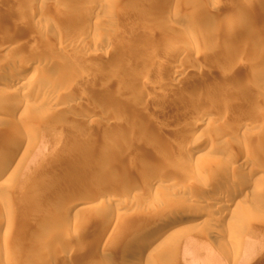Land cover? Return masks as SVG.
I'll list each match as a JSON object with an SVG mask.
<instances>
[{
	"label": "rangeland",
	"instance_id": "obj_1",
	"mask_svg": "<svg viewBox=\"0 0 264 264\" xmlns=\"http://www.w3.org/2000/svg\"><path fill=\"white\" fill-rule=\"evenodd\" d=\"M98 2L102 3L101 7H105L104 10H95L89 16L88 9L99 8ZM211 2L219 5L217 7L218 10L216 9L217 14L215 13L218 21L214 20L216 23L214 22L213 24L211 23L213 20L201 21L202 23L198 21V23L192 16L198 13V10L201 12L207 10V8H211ZM253 3H256V0H253ZM207 4L210 6H207ZM259 4L261 5L259 6ZM20 5L23 7L22 9ZM262 6H264V0H260L258 5L253 6L252 9L251 6L245 7L243 0H0V55H7L6 58L9 62L13 61L16 64L29 59H34L33 61L36 64L37 59H41V57L36 58L34 55L28 54L29 51L24 45L28 41L33 42L36 40L33 37L26 38L25 24L21 20H14L11 17L14 16L15 10L16 13L21 11L20 13L29 14L30 12V15L31 12L43 11L49 17L40 21L34 18V23L32 24L39 27L40 30L46 25L44 21L49 19L48 22H51L50 24L53 28L48 24L49 26L46 25L43 29L47 30L45 34L46 39L49 40L50 47L56 48L60 43H64V40L68 44L67 39L71 38L69 34L71 36L75 34L79 36L80 33L79 37L82 38L81 44L84 43L83 45H78L80 41L71 42L72 40L68 39L71 45L67 53L54 50L43 54L44 57L55 60L66 57L68 61H73V65L72 63L71 65L70 63L68 64V69L74 66L75 68L72 67L73 69L81 71H78L80 76H85L89 79L86 81L87 85L85 84L80 87L72 85L73 87L69 93L72 94V97H67L68 105L64 109H62L61 105L40 104L41 110H38L40 114L43 113L42 115L45 116L31 122L34 124L33 130H27L26 126L20 125L22 124L21 122H14L9 125L0 123V150L4 145L2 142L3 136L7 131L16 132L17 136L14 139L17 141L20 136L25 143L24 145L19 138L22 146L19 156L22 157L23 163H21L22 161H16L15 164H11L9 173L2 176L0 180V184L2 183L0 199L3 197L2 202L4 203H0V217L2 219L3 217H11L14 222H20L23 225L10 231L0 228V256L9 254L10 264H50L53 261L55 264L57 256L62 257V259L65 257L66 264H128L134 259V255L131 252L119 254L131 244V240L135 238L143 226L153 220L154 216L164 218L170 212L179 213V211H183L188 213L189 216H194V218H189L187 221H194V219L197 220L195 223L201 220L204 221V214L201 209L213 199L211 195L207 196L204 192L205 189L213 188L211 185L221 175L222 166L224 169L225 166L232 167V169L227 170V174L230 176L233 172L237 174L242 169L258 168L260 166L259 163L264 161L263 140L259 144L254 143V145L252 143L248 146L250 138L235 135V138L231 139L232 141H226L230 142V144L220 142L215 140L216 137H214L220 132L216 128L214 129V124L212 123L211 127L208 126V128H205L203 125L197 127V141L193 138L189 140L186 137L191 131L190 125H192V121L195 118L191 115L192 107L196 108L198 113L205 111L206 106H208L206 109L212 107L213 111H215L214 109L221 111L222 109L220 110V108H223V112H227V114L229 112L230 116L227 120L228 129H235L241 124L246 123V121L249 122L250 119L256 120V117L262 119L263 124L260 126L264 128V116H262L264 115V102L262 100L261 102L259 101V96V100L257 99L258 94L255 92L259 84L255 76L257 71L259 73L264 68L262 69V66L256 62L252 54L245 56L238 48V46L241 47L250 43L260 45L264 42V9ZM255 7L258 9H254ZM238 8H243L248 13V17H251L248 19V22L252 23V18H256L261 19V23L257 24L256 27L254 26L255 24L252 25L254 26L253 28L242 24L230 36L224 27L222 33L217 32L218 34H216L214 31L215 25L222 20H226V18L229 19L231 13L237 11ZM18 9L21 10L19 11ZM62 10L67 12L68 15H63L60 12ZM73 14L77 17H72L74 22L69 17V15L75 16ZM84 14L91 17L87 23L83 22L85 24L81 23L82 20L78 18L84 16ZM109 18L114 19L113 25L101 27L103 34L105 33L106 35L110 32L107 35H110L112 40L106 42L105 40L103 41L105 38L95 36L92 30L89 31L88 28L90 29L95 24ZM29 19L31 21V18ZM9 20L14 22V24L9 23ZM62 20H65L66 23L62 22ZM68 22L71 25H68ZM10 24L13 31L16 32L15 34L12 32ZM207 24L209 25L207 26ZM21 27L24 28V31L21 30ZM63 27L64 30H61ZM66 28L70 30L66 32ZM145 28L152 34L149 35L148 32H145ZM180 28L181 30H179ZM246 28L248 29L246 30ZM189 29V36L185 35V32ZM57 30L59 34H57ZM72 32L74 33L73 35L71 34ZM84 32L87 33L84 34ZM234 36L237 37L235 38ZM144 37L150 38V42L143 41ZM19 40H22V42ZM213 40L218 43H214ZM5 43L17 44L12 52H8L4 48ZM95 43L97 45L93 46ZM212 43L213 46H211ZM22 44L25 49L22 47ZM217 45L221 50L216 48ZM221 45L223 47H220ZM209 46L210 49H208ZM234 47H237L240 52ZM189 48L195 50L193 51L195 53L198 52V54L192 53L200 57L191 61L188 58H173L174 52L181 51L182 53H187L191 51ZM212 49L214 52L211 51ZM86 51H96L95 53L98 54L97 60L89 59L83 61L77 53H85ZM248 58L251 60H248ZM164 59L165 61L168 60L166 62L168 68L165 67L163 69L160 78L162 81L164 80L165 88L152 89V80L149 81L151 83L145 85L144 89L143 87H139V84L135 86L138 79L145 76L144 70L151 67L150 63L153 60H156L158 63L159 60L163 61ZM8 60L3 61L4 63L0 61V81L5 78L4 75L17 69L16 67V69L12 67L14 70H10L9 68L8 71V68H6L9 63ZM239 61L245 64L244 68L240 71L241 74L238 71L234 76L233 73L230 74L231 72H228V75L225 72L227 71L225 70L227 62L235 64ZM250 61H254L255 65ZM245 62L247 64L250 63V65H246ZM32 65L34 64L32 63ZM63 65L60 69H66V65L64 66L65 68ZM189 65L191 68H188V72L186 66L189 67ZM231 66L233 67V65ZM255 66H258L259 70H256ZM181 67L184 69L186 67L187 72L186 69L184 70ZM214 67L222 69L219 68L218 73V71L213 69ZM37 68L41 73L45 72L44 74L50 79L51 75L55 79V75L57 76L58 73L43 64ZM177 68H181L182 74L178 76L181 79L174 77V72L179 70ZM254 68L255 70H253ZM63 69L62 71H64ZM97 70L99 72H96ZM194 70H196V73H194ZM221 70L222 75L220 73ZM55 72L57 73L55 74ZM232 72H234V67ZM28 73L31 76L33 70H29ZM198 74L201 75L199 76ZM191 75L200 77V79L197 77L195 79ZM193 78L195 81H193ZM135 81L137 82L135 83ZM174 84L175 86H173ZM214 84L219 85V89L216 85V89L218 90H215V92H219L217 93V98L216 94L212 92L215 89L213 87L212 90ZM90 85L94 86V89L86 92L87 87ZM179 87H184V89H181L185 91L184 95L181 90L177 89ZM228 87L233 89V93L236 90V95L238 94L240 98L245 100L241 99L243 105L241 102L237 104L232 101L231 96L227 95L230 94L226 90L229 89ZM127 88L129 89L127 90ZM42 89L38 90L37 88L36 90L34 88L28 92L27 97L24 96V99L32 103L42 99ZM135 89L138 90H136L137 93ZM165 89L169 93L172 91L176 92L177 90L176 93H171L172 97L168 99L169 103H167L168 100L162 95L163 92L166 93ZM77 90L79 91L78 94ZM190 92L195 94L194 98V95L191 93L193 100L191 98L188 99ZM262 92H264V89ZM185 93H188V96H185ZM213 94L214 99L216 98L215 100L219 99L218 103L216 101L213 104V97L211 96ZM218 94L225 97L224 100L226 99V101H222L219 98L221 96H218ZM79 97L83 99L79 100ZM223 97L221 98L223 99ZM228 97H230V100H227ZM209 98L212 102H210ZM9 100L6 105L13 102V100ZM166 100L167 102H165ZM231 103H236L237 105H231ZM222 105L226 106L227 111ZM260 105H262V108ZM256 107L257 109L261 108L259 110L261 117H259V111L256 113ZM58 108L64 110L63 113H61L62 111L59 112ZM2 109L6 113L9 111L4 106ZM252 109L253 112L251 111ZM3 111L2 113H4ZM88 114L93 115L94 119L87 125L83 120V116ZM134 117L141 119L140 125L143 126V129L140 126L139 132L132 137V140L129 136L127 138L124 132L128 127V122H132V118ZM258 125L256 126L258 129L255 128L256 131L254 130L257 134L261 133L263 129ZM87 130L88 132L91 131L90 134H93L94 138H91L97 141H95L96 145L94 149L85 153L84 156L87 157L82 162L83 165L80 168L78 167L79 169L75 167V170L72 168L71 171L65 172L63 167L64 157L78 158L79 156L77 155L80 154L75 148L67 147L65 140L68 138L81 140L82 133L85 134ZM262 131L264 133V129ZM140 132L142 133L141 136ZM146 132L147 134L145 135ZM263 133H261L262 137H264ZM211 142H215V150L217 151H215L214 155L212 153L213 156L211 155L210 157H216V161L215 164H211L205 168L203 167L204 162H198L190 157H194L192 151L195 147H204ZM246 148H254L255 155L254 159L251 157L252 160L248 163L242 160L246 156L245 153L247 154ZM114 152L119 153L115 155L113 154ZM179 157L180 160L178 159ZM149 170L155 171L156 174L153 178L152 176L145 178V174ZM164 172H167L166 174L171 173L169 174V178H165L166 174L164 175ZM160 173L163 174L165 180L162 175L160 176L161 178L158 177V180H161L164 185L159 194L149 196L140 190H135L140 184H145L144 182H147L151 178L152 180H157L155 176L157 174L160 175ZM222 174L225 175L226 173ZM57 180L60 182H57ZM51 183H54V186L57 187L53 186L56 191L47 193V185L52 186ZM143 184L141 186L144 187ZM181 185L193 189L191 190L192 197L194 196L195 198L189 199L187 196L190 195L184 194L179 187ZM262 186L264 187V185ZM126 193H128L127 195H130V193L131 195L136 194L126 200L124 199ZM244 197L245 195L241 198ZM81 201L90 202L83 207L89 208L90 211L86 209L81 213H77L76 211L67 212L68 206L66 209L63 207L67 203L70 205ZM244 204L246 212L244 216L246 218L235 224L228 220L219 223L218 229L221 231V235L213 234L215 227L211 225L210 221L200 224V227L195 228L193 231L180 234L164 254L152 257L151 263L264 264V192L258 191L254 193V196L247 199ZM5 205L14 207V213L11 214L6 211ZM108 211L112 218L110 230L106 233L103 240L97 243L95 242L97 229H99L100 223L106 217L105 214ZM212 213V217L217 216L221 218L223 215L217 211H213ZM160 223H164L163 220L160 219L159 222H156V224ZM75 231L78 232V239L72 244L74 251L71 254L67 252V255L70 254L69 256L64 255L63 253L66 254L64 243L67 234H70V232L74 233ZM27 233H30L32 236L30 237L29 234L27 238ZM25 248L33 250V257L22 256L20 254L21 250ZM0 264L2 263L0 262Z\"/></svg>",
	"mask_w": 264,
	"mask_h": 264
},
{
	"label": "bare ground",
	"instance_id": "obj_2",
	"mask_svg": "<svg viewBox=\"0 0 264 264\" xmlns=\"http://www.w3.org/2000/svg\"><path fill=\"white\" fill-rule=\"evenodd\" d=\"M95 1V0H94ZM97 1H100V0H97ZM260 0H256V3H253V0H243V4L245 5V7L247 6H251V9L253 8V6H256V5H258V2H259ZM60 3H61V1H60ZM59 3V4H60ZM62 4V3H61ZM210 4V3H209ZM98 6H99V8H89L88 10H89V16H90V13H92V12H94L95 10H97V11H102V10H104V8L105 7H101L102 6V3H100V2H98V4H97ZM211 5V6H210ZM210 5H208L207 4V6H210L211 8H207V10H203V11H201L200 12V10H198V13H196L194 16H192V17H194V19L195 20H197V22L198 21H208V20H213V22H211L212 24L215 22L216 23V21H214V20H217L216 18H217V13H216V9H217V7L219 6V5H217L216 3H213V2H211V4ZM261 4H259V6H260ZM59 7V6H58ZM263 7V9H264V6H262ZM20 8L22 9L23 7H21V5H20ZM257 7H255L254 9H256ZM21 9H18L19 11L21 10ZM201 9V8H200ZM258 9V8H257ZM256 9V10H257ZM218 10V9H217ZM59 11V10H58ZM228 11V10H227ZM18 12V11H17ZM21 12V11H20ZM16 13V10H15V12H14V16H12L11 18H14V20L16 19V20H21L22 22H23V24H25V26H26V30H25V37L26 38H34V40H36V41H33V42H31V41H28V43H26V45H24V46H26L27 47V50L29 51H27L28 52V54H31L32 56L34 55L36 58L37 57H41V59L39 58V59H37V61H36V64L39 66V65H45V66H47V68L48 67H50L51 69H52V71L54 70V71H57V72H55V74L57 73V76L55 75V77L57 78H55V79H53L54 77H52L53 75H51V79L48 77V76H46L43 72L41 73L40 72V70L37 68L38 66H34V65H36L35 63H34V59H29V60H27V61H20L19 63H14L13 61L12 62H9V60L6 58V56L7 55H5L4 56V54L3 55H0V61H7L8 60V65H7V67L6 68H8V71H9V68H10V70L12 69V67H14V69H16V71H11L9 74H6V75H4L5 76V78L3 79V80H1L0 81V123H3V124H5V125H9V124H12V123H14V122H21L22 124H20L21 126L22 125H24V126H26V129L28 130V129H31V130H33V127H34V124H32L31 122L32 121H37V120H39V119H41L43 116H45V115H42L43 113H42V111H41V113L42 114H40V111L39 110H41L40 109V104L41 105H48V104H53V106L54 105H61L62 106V109H64V107H67V105H68V102H67V100H68V98L67 97H72V94H69L70 92H71V90L70 89H72V85H75V86H78V87H80V86H82V85H87L88 83H86V81L87 80H89L87 77H85V76H80L79 75V73H78V71H80V70H75V69H73L72 67H74V66H71V68L70 69H68L69 68V63H70V65H71V63L73 62L72 60H70V61H68L67 59H66V57L65 58H62V59H52V58H46V57H44V55L43 54H46V52L47 53H49V52H52V51H56V50H58V51H61V52H66L67 53V51H68V49L70 48V39L72 40L71 42H78V41H80L79 43L80 44H78V45H83V44H81V42H82V38H80L79 36H80V33H79V36L77 35L76 36V34L74 35V36H71L70 34H69V36L71 37V38H66V37H64V38H66L67 39V42H69L68 44H66V40H64V43L62 42V43H60L59 45H57L56 46V48H52L53 46H51L50 47V45H49V40H47L46 39V29H43V28H45V26L47 25V26H49L48 24H50L51 22H48V20H45L44 21V24H46L42 29H40L39 30V27H37V26H33V24L32 23H34L33 22V19L34 18H37V20L38 21H40V20H42V19H46V17H49V16H46L45 15V13L43 12V11H38V12H31V15H30V12H29V14L28 13ZM63 15H68L67 14V12H64L63 10L62 11H60ZM219 12V11H218ZM257 12V11H256ZM264 12V11H263ZM73 13V12H72ZM75 13V12H74ZM85 13H87V12H85ZM216 13V14H215ZM229 13V12H228ZM62 14H61V16H62ZM181 14V13H180ZM179 14V15H180ZM194 14V13H193ZM27 15V16H26ZM73 15H75V14H73ZM78 16V15H77ZM69 17H71V20H73L72 19V17H74V18H77L76 17V15L75 16H70L69 15ZM179 17H182V16H179ZM29 18H31V21H30V19ZM66 18V17H65ZM80 20H82V22L81 23H83V22H85V23H87V21H88V19L89 18H91V17H88V15H85L84 14V16H81V17H78ZM189 18V17H188ZM249 18H251V17H248V13L247 12H245V10L243 9V8H238V10L237 11H235V12H233V13H231V16H230V18L229 19H227L226 18V20H222L221 22H219V23H217V25H215V29H214V31H215V33L216 34H218L217 32H223L222 31V29H223V27L225 28V29H227V32H228V34H229V36H230V34H232V32L233 31H235V30H237L239 27H240V25H242V24H245L246 26L248 25L249 27H256V25L257 24H259V23H261V19H256V18H252V23H250V22H248V19ZM62 19H64V18H62ZM225 19V18H224ZM13 20V19H12ZM191 20V19H190ZM193 20V19H192ZM10 21V20H9ZM90 21V20H89ZM218 21V20H217ZM36 22V21H35ZM53 22V21H52ZM62 22H65V20L63 21L62 20ZM73 22H74V20H73ZM73 22H71V23H73ZM113 22H114V19L113 18H109V19H106V20H103L102 22H99V23H97V24H95L94 26H92L90 29L88 28V30L90 31V30H92V32H93V34L96 36H98L99 38L102 36L103 38H105V39H103V41L105 40L106 42H108V41H110V40H112L111 39V37H110V35H107V34H110V32H108L106 35H105V33L103 34L102 33V29H101V27L103 26H111V25H113ZM193 22H196V21H193ZM196 22V23H197ZM248 22V23H247ZM9 23H12V24H14V22H9ZM66 23V22H65ZM64 23V24H65ZM85 23H83V24H85ZM199 23V22H198ZM202 23V22H201ZM207 23V22H206ZM210 23V22H209ZM251 24V26H250V24ZM203 24H204V22H203ZM212 24H211V26H212ZM255 24V25H254ZM8 25V24H7ZM11 25V24H10ZM37 25V24H36ZM42 25V24H41ZM68 25H71V24H69V22H68ZM73 25V24H72ZM197 25V24H196ZM206 25V24H205ZM209 24H207V26H208ZM252 25H254V26H252ZM50 26H51V24H50ZM245 26V27H246ZM12 27V25L10 26V28ZM52 27V26H51ZM180 27V26H179ZM22 28V27H21ZM47 28V27H46ZM53 28V27H52ZM55 28V27H54ZM174 28V27H173ZM243 28V27H242ZM12 29V28H11ZM67 29V28H66ZM248 28H246V30H247ZM21 30H23L24 31V28H22ZM61 30H64V27H63V29H61ZM70 30V29H69ZM68 29L67 30H65L66 32L67 31H69ZM145 30V32H148L149 33V35H151L152 33L150 32V31H148L146 28L144 29ZM179 30H181V28L179 29ZM179 30H177L178 32H179ZM242 30H244V29H242ZM89 31H88V33H89ZM12 32L15 34L16 32H14L13 31V29H12ZM57 32H58V30H57ZM62 32V31H61ZM71 32V31H70ZM69 32V33H70ZM185 32V31H184ZM192 32V31H191ZM236 32V31H235ZM234 32V33H235ZM12 33V34H13ZM56 33V32H55ZM82 33V32H81ZM87 33V32H86ZM85 32H84V34H86ZM186 34L185 35H188L189 36V34H190V29L187 31V32H185ZM212 34H213V32H211ZM233 33V34H234ZM57 34H59V32L57 33ZM60 34H62V33H60ZM63 34H64V32H63ZM67 34V33H66ZM72 35L74 34L73 32L71 33ZM227 34V33H226ZM226 34H225V36H226ZM93 35V36H94ZM16 36V35H15ZM58 37H59V35H57ZM65 36V35H64ZM82 37H83V35H81ZM187 36V37H188ZM217 36V35H216ZM235 37V36H234ZM237 37V36H236ZM235 37V38H236ZM239 37V36H238ZM48 38V37H47ZM189 38V37H188ZM215 38V37H214ZM234 38V39H235ZM52 39V38H51ZM85 39V38H84ZM230 39H231V37H230ZM234 39H232L233 41H234ZM248 39V38H247ZM150 38H145L144 37V40L143 41H145V42H150ZM19 41H21L22 42V40H19ZM54 41V40H53ZM86 41V40H85ZM217 41H219V40H217ZM227 41H229V40H227ZM247 41H249V40H247ZM60 42V41H59ZM211 42V41H210ZM213 42H214V40H213ZM239 42V41H238ZM214 43H218V42H214ZM232 43V42H231ZM234 43V42H233ZM248 43H250V42H248ZM17 44V43H16ZM15 43H12V44H4V48L9 52H12V50H14L15 49V45H16ZM56 44V43H55ZM76 44V43H75ZM234 44H236V43H234ZM239 44V43H238ZM244 44V43H243ZM243 44H241V45H243ZM251 44V43H250ZM247 44V45H243V46H241V47H239L238 45V48H239V50H241L242 51V54L243 55H247V54H252L253 56H254V59H256V62L257 63H259V65L260 66H262V69L264 68V42H262V44H260V45H255V44ZM97 44L95 43L93 46H96ZM231 45V44H230ZM73 46H74V44H73ZM194 46H195V44H194ZM203 46V45H202ZM211 46H213V43H212V45ZM214 46H215V44H214ZM232 46V45H231ZM20 47V46H19ZM22 47H23V44H22ZM123 47V46H122ZM220 47H223L222 45L220 46ZM24 48V47H23ZM194 48V47H193ZM204 48H206V47H204ZM215 48V47H214ZM216 48H218V45L216 46ZM215 48V50H217ZM232 48V47H231ZM234 48H236L237 49V47H234ZM233 48V49H234ZM25 49V48H24ZM190 49V48H189ZM195 49H196V46H195ZM198 49H199V47H198ZM201 49V48H200ZM208 49H210V46H209V48ZM218 49H220V48H218ZM126 50V49H125ZM191 50V49H190ZM221 50V49H220ZM238 50V49H237ZM238 50V51H239ZM123 51V50H122ZM188 51V50H187ZM193 51H195V50H191V51H188L187 53L185 52V50H184V52L185 53H182L181 51H177V52H174V54H173V58H175V57H178V58H180V57H182V58H188V60L190 59V61L191 60H195L196 58H199V57H197V55H194L193 53H195V52H193ZM211 51H213V49L211 50ZM96 51H90V52H85V53H81V52H78L77 54H78V56L79 57H81L82 59H83V61L85 60H89V59H92V60H97L96 58H98V54L97 53H95ZM193 52V53H192ZM200 52V51H199ZM214 52V51H213ZM240 52V51H239ZM80 53V54H79ZM105 53V52H104ZM197 54H198V52H196ZM195 53V54H196ZM228 53V52H227ZM108 54V53H107ZM201 54V53H200ZM207 54H208V52H207ZM210 54V53H209ZM215 54V53H214ZM213 54V55H214ZM225 54V53H224ZM64 55V54H63ZM77 56V57H78ZM203 56V55H202ZM228 56V55H227ZM226 56V57H227ZM240 56H241V53H240ZM9 57V56H8ZM29 57V56H28ZM230 57V56H229ZM234 57V56H233ZM244 57V56H243ZM34 58V57H33ZM245 58V57H244ZM72 59V58H71ZM226 59V58H225ZM229 59V58H228ZM227 59V60H228ZM36 60V59H35ZM239 60V59H238ZM241 60V59H240ZM244 60V59H243ZM248 60H251V59H249L248 58ZM253 60V59H252ZM168 60H166L165 61V59L163 60V61H161V60H159V62L157 63V61L156 60H153L151 63H150V68H147V69H145L144 71V73H145V76H143L141 79H138V82L137 81H135V83L137 82V84H135V86L137 85L138 86V84L140 85L139 87H143V89H144V87H145V85L147 84V83H151V82H149V81H153L152 82V89H156V90H158V89H160V88H163L164 86H165V83L161 80V78H160V74H161V72L163 71V69L165 68V67H167L168 65L166 64V62H167ZM247 61V60H246ZM93 62V61H92ZM194 62V61H193ZM234 62H236V61H234ZM244 62V61H243ZM251 62V61H250ZM4 63V62H3ZM32 63L34 64V65H32ZM213 63V62H212ZM228 64L225 66V67H227L225 70H227V71H225L226 73H230V74H232L233 73V76H234V74L237 72L238 73V71L240 72L241 71V69L242 68H244V66H245V64H243V63H241V61H239L238 63H235V64H232L231 62H227ZM246 63V62H245ZM252 64H254V61L253 62H251ZM64 64V65H63ZM215 64V63H214ZM63 65V67L66 65V69H63L64 71H62V69H60L61 68V66ZM72 65H73V63H72ZM209 65V64H208ZM220 65H222V64H220ZM224 65H225V63H224ZM223 65V66H224ZM231 65H233V67H234V72H232V70H233V67L231 66ZM246 65H250V63L249 64H247L246 63ZM255 65V64H254ZM257 65V64H256ZM217 66V65H216ZM215 66V67H216ZM223 66H222V68H223ZM16 67V68H15ZM68 67V68H67ZM179 67H180V64H179ZM187 67V69L188 68H191L190 67V65H189V67L188 66H186ZM186 67H185V69H186ZM213 68V69H215L216 71H218V69L220 68ZM253 67V66H252ZM251 67V68H252ZM256 67V66H255ZM65 68V67H64ZM75 68V67H74ZM168 68V67H167ZM182 68V67H181ZM181 68H177V69H179V70H176L175 72H174V70H173V72H174V77H178V76H181ZM212 68V67H211ZM211 68H209V69H211ZM222 68H220V69H222ZM231 68V69H230ZM14 69H12V70H14ZM103 69V68H102ZM182 69H184V68H182ZM184 69V70H185ZM187 69H186V72H187ZM206 69V68H205ZM212 69V70H213ZM29 70H33V74L31 75V76H29L28 74V71ZM201 70V69H200ZM199 70V71H200ZM211 70V71H212ZM253 70H255V68L253 69ZM256 70H259L258 69V66L256 67ZM195 72L194 73H196V70H194ZM216 71H215V73H216ZM224 71V70H223ZM32 72V71H31ZM81 72V71H80ZM96 72H99L98 70L96 71ZM101 72V71H100ZM183 72V71H182ZM188 72H189V69H188ZM197 72H198V70H197ZM243 72V71H242ZM256 72V71H255ZM39 73V74H38ZM54 73V72H53ZM83 73V72H82ZM88 73V72H87ZM102 73V72H101ZM198 73H200V72H198ZM203 73V72H202ZM207 73H209V72H207ZM211 73V72H210ZM218 73H219V71H218ZM217 73V74H218ZM221 75H222V70H221ZM229 73H228V75H229ZM94 74V73H93ZM98 74V73H97ZM104 74V73H103ZM173 74V73H172ZM193 74V73H192ZM205 74V73H204ZM224 74V76H226V74L225 73H223ZM240 74H241V72H240ZM243 74V73H242ZM256 74V73H255ZM94 75H96V74H94ZM144 75V74H143ZM171 75V74H170ZM184 75H185V73H184ZM199 76L201 75V74H198ZM220 75V76H221ZM37 76V77H36ZM90 76V75H89ZM100 76H101V74H100ZM172 76V75H171ZM191 76H193L194 77V75H191ZM223 76V77H224ZM245 76H246V74H245ZM92 77V76H91ZM163 77V76H162ZM173 77V78H174ZM197 77V76H196ZM196 77H194L195 79H196ZM208 77V76H207ZM252 77H254V76H252ZM258 80V86L256 87V90H255V92H257V99H258V96H259V101L261 102V100L264 102V92H262V90L264 89V69L262 70V71H260L259 73H258V71H257V74H256V76H255ZM94 78V77H93ZM160 78V79H159ZM172 78V77H171ZM178 78H180V77H178ZM193 78V81H195V79ZM198 79H200V77H197ZM220 78V77H219ZM222 78V77H221ZM225 78V77H224ZM226 78H228V77H226ZM169 79V78H168ZM181 79V78H180ZM205 79V78H204ZM93 80V79H92ZM135 80H137V79H135ZM182 80H184V79H182ZM181 80V81H182ZM220 80V79H219ZM256 80V79H255ZM166 81V80H165ZM170 81V80H169ZM180 81V80H179ZM188 81V80H187ZM190 81H192V80H190ZM192 81V82H193ZM215 81V80H214ZM217 81V80H216ZM61 82H63V83H61ZM93 82V81H92ZM171 82V81H170ZM176 82H178L177 80H176ZM175 82V83H176ZM224 82H225V80H224ZM65 83V84H64ZM168 83V82H167ZM173 83H174V80H173ZM182 83V82H181ZM180 83V84H181ZM215 83V82H214ZM217 84H218V82H216ZM93 84V83H92ZM188 84V83H187ZM191 84V83H190ZM207 84V83H206ZM216 84V85H217ZM148 85V84H147ZM167 85V84H166ZM169 85V84H168ZM185 85V84H184ZM209 85V84H208ZM215 85V84H214ZM212 86V90H213V87H215V89H214V91H212V92H214L215 94H216V98H217V93H219V92H215V90H218L219 89V85H217L218 87V89H216V85L215 86ZM223 85H224V83H223ZM44 86V87H43ZM173 86H175V84L173 85ZM187 86V85H186ZM193 86V85H192ZM204 86V85H203ZM207 86V85H206ZM139 87H136V88H139ZM169 86H167V88H168ZM171 87H172V85H171ZM176 87H178V86H176ZM176 87H175V89H176ZM189 87H191V86H189ZM36 89L37 90V88H38V90H41L42 88V99H39V100H37L36 102H34V103H32V102H27V100H25L24 99V96L25 97H27L28 95V92H30L31 90H33V89ZM96 88V87H95ZM98 88V87H97ZM151 88V87H150ZM165 88V87H164ZM166 88V89H167ZM170 88V87H169ZM200 88H203V87H200ZM209 88H210V86H209ZM229 88V87H228ZM77 89V88H76ZM79 89V88H78ZM81 89V88H80ZM94 89V86H92V85H90L89 87H87V90H86V92L87 91H91V90H93ZM129 88H127V90H128ZM132 89H134V88H132ZM139 89H141V88H139ZM165 89V90H166ZM177 89H179V90H181V89H184V87H179V88H177ZM211 89V88H210ZM210 89H208V90H210ZM230 89V88H229ZM229 89H226V90H228V93H230V94H227V95H229V96H231V99H232V101L233 102H236L237 104H240V102H241V104L243 105V101L242 100H244V99H242V98H240V96H238V94L236 95V93L235 92H237L236 90H235V92L233 93V89L231 88L230 90ZM130 90H131V88H130ZM129 90V91H130ZM137 89H135V91H136ZM161 90H163V89H161ZM164 90V91H165ZM170 90H171V88H170ZM179 90H178V92H179ZM197 90H200V89H197ZM201 90H203V89H201ZM200 90V91H201ZM231 90H232V92H231ZM81 91V90H80ZM83 92H84V90H82ZM95 91V90H94ZM122 91V90H121ZM125 91V90H124ZM138 91V90H137ZM137 91H136V93H137ZM183 93V95H184V90H181ZM189 91V90H188ZM206 91V90H205ZM77 92V94H78V90L76 91ZM93 92V91H92ZM123 92V91H122ZM173 92V91H172ZM171 92V93H172ZM175 92V91H174ZM173 92V93H174ZM176 92H177V90H176ZM175 92V93H176ZM186 92H187V88H186ZM192 92H195V91H192ZM192 92H190V97L188 96V93L186 94L185 93V96L187 95L188 96V99L189 98H191V93ZM73 93V92H72ZM75 93V92H74ZM130 93H131V91H130ZM164 93V92H163ZM162 93V95L164 96V98L165 99H171V97H172V95H171V93H169L168 92V90H166V93H164L163 94ZM172 93V94H173ZM209 93V92H208ZM30 94V93H29ZM76 94V93H75ZM133 94L135 95V93H134V91H133ZM181 94V93H180ZM221 94H224V93H221ZM27 95V96H26ZM160 95V94H159ZM182 95V96H183ZM192 95H194L193 97L195 98V94H193L192 93ZM220 94H218V96H219ZM81 96V95H80ZM83 96H84V93H83ZM133 96V95H132ZM174 96V95H173ZM209 97H213V104L214 103H216V101H217V103L219 102L218 100L219 99H217V100H215L214 99V94L213 95H208ZM221 97H223L222 95H220ZM221 97H219L222 101L224 100V98L225 97H223V99L221 98ZM256 97V96H255ZM80 98V97H79ZM174 98V97H173ZM230 97H228V99L227 100H230L229 99ZM9 99H11V100H13V102L12 103H10V104H7L6 105V103L8 102V100ZM83 98H80L79 100H82ZM192 99V98H191ZM210 99V98H209ZM208 99V100H209ZM242 99V100H241ZM135 100V99H134ZM167 100L165 101V102H167ZM184 100H186L185 98H184ZM193 100V99H192ZM211 100V99H210ZM209 100V101H210ZM215 100V101H214ZM241 100V101H240ZM257 100V101H258ZM10 101V100H9ZM41 101V102H40ZM191 101V100H190ZM209 101H207V102H209ZM224 101H226V99L224 100ZM245 101V100H244ZM256 101V100H255ZM37 102H40V103H37ZM43 102V103H42ZM72 102V101H71ZM74 102V101H73ZM134 102V101H133ZM136 102V101H135ZM164 102V101H163ZM164 102V103H165ZM170 101L168 100V102L167 103H169ZM210 102H212V100L210 101ZM210 102L208 103V104H210ZM231 102V101H230ZM232 102V103H233ZM227 103V102H226ZM231 103V105H237L236 103H234V104H232ZM258 103V102H257ZM181 104V103H180ZM207 104V103H206ZM228 104V103H227ZM230 104V103H229ZM6 105V106H5ZM70 105V104H69ZM211 105V104H210ZM248 106H250L249 104H247ZM255 105H257V104H255ZM3 106H4V108H7V109H9V111L6 113V112H4L3 111ZM165 106V105H164ZM213 106V105H212ZM223 106V105H222ZM261 106V108H262V105H260ZM44 107V106H43ZM51 107V106H50ZM69 107V106H68ZM206 107H208V106H206ZM206 107H205V111H203L202 113H198L197 112V109L196 108H191V112H192V114L191 115H193L195 118L193 119V121H192V125H190V132L187 134V138H189V140H190V138H193V139H195L196 141L198 140V138H197V135H198V132L196 131V129H197V127H199V126H201V125H203L205 128L207 127L208 128V126H210L211 125V123L212 124H214V129L216 128V130L218 131V132H220L217 136H214V137H216V139L215 140H218V141H220V142H225L226 144L228 143V144H230V142H226V141H232L231 139H234L235 138V135H238V136H244V137H248V138H250V140L248 141V146H250L252 143L254 144V143H257V144H259L260 142H262V140L264 141V137H262V135H261V133H263V127H261L260 125L261 124H263V122H262V119H260V118H257L256 117V120H253V119H250L249 120V122L248 121H246V123H243V124H241L240 126H238V127H236L235 129H233V128H231V129H228L227 128V125H228V122H227V120L230 118V116H229V112H228V114H227V112L226 113H224L223 111H224V109L223 108H220V110L221 111H219V110H217L216 111V109H214L215 111H213L212 110V107L210 108V106H209V108L210 109H206ZM214 107V106H213ZM224 107V106H223ZM42 108V107H41ZM225 108V110L227 111V109H226V106L224 107ZM228 108V107H227ZM246 108H247V106H246ZM253 108V107H252ZM261 108H258L257 109V107H256V113L261 109ZM39 109V110H38ZM43 109H45V108H43ZM255 109V108H254ZM46 110V109H45ZM246 110V109H245ZM2 111L4 112V113H2ZM39 111V112H38ZM58 111L59 112H61V113H63V111L64 110H61V108L59 109L58 108ZM57 111V112H58ZM247 111H248V108H247ZM252 112H253V109L251 110ZM254 111V112H255ZM262 111V110H261ZM122 113V112H121ZM250 113V112H249ZM262 113V112H261ZM259 114H260V111H259ZM263 114V113H262ZM57 115H58V113H57ZM118 115H120V114H118ZM122 115V114H121ZM140 116V115H139ZM192 116V117H193ZM262 116H264V115H262ZM82 117V116H81ZM84 117V118H83ZM82 118H83V120L87 123V125H88V123L89 122H91V121H93V119H94V117H93V115H90V114H88V115H84ZM118 117V116H117ZM143 117V116H142ZM259 117H261V114L259 115ZM119 118V117H118ZM192 119V118H191ZM260 119V120H259ZM264 119V118H263ZM114 120V119H113ZM116 120V119H115ZM145 121H146V118H145ZM260 121H261V123H260ZM142 122H144V121H142ZM148 122V121H147ZM147 122H146V124H147ZM259 122V123H258ZM141 124V119H139V118H132V122H128V124H127V128H126V130H125V134L127 135V138H128V136L132 139V137L136 134V133H138L139 132V130H140V126L142 127V129H143V126L142 125H140ZM259 124V125H258ZM27 125H28V127H27ZM143 125H145V124H143ZM259 126V127H261V128H263L262 130H261V133H259V134H257V132H254V130H255V128L256 129H258L256 126ZM147 126V125H146ZM145 127V126H144ZM211 127V126H210ZM186 129V128H185ZM188 130V129H187ZM256 131V130H255ZM84 132V131H83ZM88 130L85 132V134H83L82 133V138H81V140L79 139H77V140H72L71 138V140L68 138L67 140H65V144L67 145V147L69 146L70 148H72V149H76V150H78L79 151V153L80 154H78L77 156H79L78 158H76V157H74V158H69V157H64V159H63V167H64V169H65V172H69V171H71V169L72 168H74L73 170H75V167L76 168H80V166H82L83 165V161L86 159V157L87 156H84L85 155V153H87V152H89V150H91V149H94V146L96 145L95 144V141L96 140H93L92 138H94V136H93V134L91 135L90 134V132L91 131H89L88 133ZM93 132V131H92ZM142 132H144L143 130H142ZM260 132V131H259ZM15 133V134H14ZM125 134H124V136H125ZM141 132H140V136H141ZM147 134V132L145 133V135ZM96 135V134H95ZM263 135H264V133H263ZM15 136H17L16 135V132H10V131H7L6 133H5V135L3 136L4 138H3V147H2V149L0 150V180H1V177L2 176H5V175H7L9 172V169H10V167H11V164H15L16 163V161L17 162H20V161H22L21 163H23V159H22V157H20L19 155H20V153H21V151H20V149H21V144H20V141L22 140V138H20V136H19V138L21 139H19L18 138V140L16 141L14 138H15ZM200 136V135H199ZM92 137V138H91ZM185 137V138H186ZM91 138V139H90ZM186 138V139H187ZM95 139H97V138H95ZM133 140V139H132ZM25 141V140H24ZM1 142V143H2ZM22 142H23V140H22ZM97 142V141H96ZM216 142V141H215ZM215 142H211V143H208V144H206V146H204V147H195L194 149H193V151H192V155L194 156V157H190L191 159L193 158V159H195L196 161H198V162H204V166L203 167H207V166H210L211 164L213 165V164H215V161H216V157H210L211 155H212V153H213V155L216 153L215 151H217V150H215L216 148H215ZM24 143V142H23ZM223 144V143H222ZM256 144V145H257ZM1 145V144H0ZM24 145H25V143H24ZM255 145V144H254ZM27 146V145H26ZM60 147V146H59ZM61 148V147H60ZM62 149V148H61ZM60 149V150H61ZM58 150H59V148H58ZM246 152H247V154L245 153V155L246 156H244L243 157V161L245 162V163H248L250 160H252V158L254 159V157H255V155H254V148H246ZM57 153H60V152H57ZM56 153V154H57ZM119 152H114L113 154H115V155H117ZM61 154V153H60ZM59 155V154H58ZM212 155V156H213ZM254 155V156H253ZM181 157V156H180ZM180 157L178 158L179 160H180ZM252 157V158H251ZM190 158H189V160H190ZM184 159V158H183ZM259 162H261V160H259ZM62 163V162H61ZM259 167L258 168H254V167H251L250 169L249 168H247V169H240L241 171H239V172H237V174L235 173V172H233L232 174H230V176L227 174V170L229 169H232V167L231 166H225V169L223 168V166H222V169L223 170H221V175H219L214 181H215V183L213 184V185H211V187L213 186V188H208V189H205V194L208 196V195H211L212 197H213V199L211 200V201H209L208 203H207V205H204V207H203V209H201V211H203L202 213L204 214L203 215V217H204V221H200V222H197V223H195L197 220H195L194 219V221H187L189 218H194V216H189L188 215V213H185V212H183V211H179V213H177V212H170V214H168V215H166L164 218L163 217H161L160 218V216H154V218H153V220H151L150 221V223H148V224H146L145 226H143L142 227V229L136 234V236H135V238L133 239V240H131V244L124 250V251H122V253L121 254H119V255H122V254H127V253H129V252H131L133 255H134V259L130 262V263H128V264H142V263H144V264H152L151 263V258L152 257H154V256H159V255H162V254H164L165 252H166V250L174 243L173 241H175V239H177L179 236H180V234H183V233H185V232H189V231H193L195 228H198V227H200L199 225L200 224H205V223H207V222H211V225L212 226H214L215 227V229H214V232H213V234L214 235H221V231L218 229V227H219V223H222V222H224L225 220L227 221H229V222H232L233 224H235V223H238L239 221H241L243 218H246V216H244L245 214H246V212H245V210H244V208H245V201L247 200V199H249V198H252L253 196H254V193H256V192H264V187L262 186V185H264V161L263 162H261V163H259ZM255 167H256V165H254ZM63 167H61V168H63ZM78 168V169H79ZM157 172V171H156ZM168 172V171H167ZM167 172H164L163 174L165 175ZM222 173H226L225 175H223ZM156 173H155V171H153V170H149L146 174H145V178H149V177H151L152 176V178H153V176L155 175ZM163 174H161L160 173V175H158L157 174V176H155V178L157 179V180H152V178L151 179H149L147 182H144L145 184H147V185H145V184H143L144 185V187L143 186H141L142 184H140L139 186H138V188H136L135 190H140V191H142V193H144V194H148L149 196L150 195H152V196H155V195H157V194H159L160 192H161V188H163L164 187V185H163V182L161 181V180H158V177L159 178H161L160 176L162 175V177H163ZM169 174H171V173H168V174H166V176H165V178H169ZM220 174V173H219ZM11 175H12V173H11ZM237 175V176H236ZM65 176V175H64ZM65 178V177H64ZM163 179H164V177H163ZM59 180H60V178H59ZM165 180V179H164ZM62 181H63V179H62ZM61 181V182H62ZM145 181V180H144ZM52 182V181H51ZM54 182H56V181H54ZM57 182H60V181H58L57 180ZM56 182V183H57ZM50 183V182H49ZM140 183V182H139ZM58 184V183H57ZM60 184V183H59ZM51 185L52 186H50V185H47L48 186V190H47V193L49 192H55L56 190H55V188H57V187H55L54 186V183L52 184L51 183ZM163 185V186H162ZM55 188H54V187ZM57 186V185H56ZM135 186V185H134ZM137 186V185H136ZM2 187V183L0 184V188ZM180 187V189L184 192V194L186 193V194H188V195H190V196H187V197H189V199H193V198H195L194 196L192 197V191L191 190H193V189H191L190 187L189 188H187L186 186H183V185H181V186H179ZM251 187H252V189H251ZM59 189V188H58ZM133 189V188H132ZM190 189V190H189ZM132 191V190H131ZM194 192V191H193ZM201 192H203V191H201ZM200 192V193H201ZM128 193H126V195H125V198L124 199H130V198H132L133 196H134V194H136V193H134V194H132L131 195V193H130V195H127ZM139 194V193H138ZM205 195V196H206ZM243 195H245V197L244 198H241ZM258 196V195H257ZM186 198V197H185ZM199 198V197H198ZM255 198H257V197H255ZM254 198V199H255ZM197 199V198H196ZM256 200V199H255ZM3 197L0 199V203H2V204H4L3 202ZM71 201V200H70ZM194 201V200H193ZM195 201H197V200H195ZM258 202H259V200H257ZM191 202V201H190ZM257 202V203H258ZM71 203V202H70ZM75 203V202H74ZM90 202H88V201H81V202H77V203H75V204H65L63 207H65V209H66V207H67V209H66V211L68 212H77V213H81V212H83L84 210H89L90 211V209L89 208H83L84 207V205L85 204H89ZM146 203V202H145ZM1 204V205H2ZM201 207V208H202ZM5 208H6V211H8L9 213H14V207H12V206H9V205H5ZM92 209V208H91ZM213 211H217V212H220V213H222L223 215L221 216V218H218L217 216H213L212 217V215H213ZM109 213V214H108ZM106 217H104V219L101 221V223H100V226H99V229H97L98 231H97V234H96V241L95 242H100V241H102L103 240V238L106 236V233L110 230L109 229V227L111 226V224H112V218H111V214H110V212L108 211L106 214ZM195 217H197V216H195ZM163 218V219H162ZM201 218V217H200ZM160 219L161 220H163V222L164 223H160V224H156V222L158 221H160ZM162 222V221H161ZM231 223V224H232ZM21 226H23L20 222H14V220L10 217H3V219L0 217V228H5V230L7 229L8 231H10V230H15V229H17L18 227L20 228ZM217 227V228H216ZM1 230V229H0ZM33 233V232H32ZM78 232L77 231H75L74 233H72V232H70V234H67V237H66V239H65V243H64V245H65V249H66V254L65 253H63L64 255H67V252H69L70 254H71V252H73L74 251V247H73V243L74 242H76L77 241V239H78V234H77ZM30 234V233H29ZM28 233L26 234V237H27V235H29ZM30 237L32 236L31 234L29 235ZM28 236V237H29ZM33 236H35V235H33ZM27 237V238H28ZM33 238V237H32ZM26 247V246H25ZM24 248V247H23ZM29 248V247H28ZM28 248H25V249H23V250H21V255L22 256H32L33 257V250L30 248V250H28ZM264 249V248H263ZM8 252V251H7ZM6 252V253H7ZM69 254V255H70ZM9 255V254H8ZM8 255L7 254H4L3 256H0V262L2 263V264H10V262H9V257H8ZM59 255V254H58ZM61 255H62V253H61ZM63 255V256H64ZM69 255H67V256H69ZM65 257H63V259H62V257H58L57 256V261L55 262V264H64L65 263ZM55 260V259H54ZM54 262V261H53ZM52 262V263H53ZM52 263H50V264H52ZM20 264H23V263H20ZM54 264V263H53ZM66 264V263H65Z\"/></svg>",
	"mask_w": 264,
	"mask_h": 264
}]
</instances>
